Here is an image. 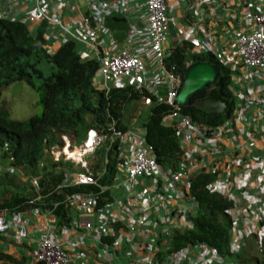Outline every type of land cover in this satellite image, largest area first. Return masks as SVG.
Instances as JSON below:
<instances>
[{
    "label": "built area",
    "instance_id": "built-area-1",
    "mask_svg": "<svg viewBox=\"0 0 264 264\" xmlns=\"http://www.w3.org/2000/svg\"><path fill=\"white\" fill-rule=\"evenodd\" d=\"M3 1L12 20L17 21L13 11L24 13L18 21L31 32L43 28L50 56L73 43L82 62H96L95 90L108 96L113 89L125 88L142 95L146 107L153 102L167 106L162 124L178 131L185 152L179 169L166 175L158 168L145 129L125 131L111 116L105 127L88 129L81 144L74 135H62L63 146L46 150L56 162L72 165L59 189L96 186L102 193L112 190L114 199L98 209L95 194L70 193L53 209L25 212L23 220L18 219V231L22 238L29 230L38 234L31 255L36 264H236L202 243L173 250L176 231L190 228L198 210L189 196L191 172L209 168L219 174L217 180L221 172L204 159H190L189 146L210 155L235 154L226 168L233 171L232 180L247 174L244 188L237 193L230 184L221 192L214 186L216 180L211 189L234 200L237 213L256 221L260 241L264 239V228H259L264 220V0H178L185 2L186 15L176 27L170 0ZM113 18L123 19L119 22L123 26L112 27L117 24ZM204 24L208 28L202 30ZM189 32L186 41L192 44V53L212 55L231 71L234 107L220 128L196 124L177 101L184 77L169 67L170 59ZM170 33L175 44L171 48L166 44ZM75 150L80 157L72 155ZM99 150L106 156L97 154ZM110 153L117 163L116 176L111 185H104L103 175H95L93 168L102 160L106 166ZM9 170L26 179L20 169ZM29 179L35 186L40 180ZM61 203L71 222L55 225L48 216ZM10 215L6 210L0 213V238L8 236ZM61 238L72 251L63 247ZM14 241L19 243L18 236ZM243 246V241L232 239L234 251Z\"/></svg>",
    "mask_w": 264,
    "mask_h": 264
},
{
    "label": "trees",
    "instance_id": "trees-1",
    "mask_svg": "<svg viewBox=\"0 0 264 264\" xmlns=\"http://www.w3.org/2000/svg\"><path fill=\"white\" fill-rule=\"evenodd\" d=\"M110 25L123 26L121 23ZM43 32V28H40L37 33H30L23 23L0 19V100L4 88L26 83L41 95L43 106L42 115L27 121L13 120L9 111L0 107V162L5 164L13 159L11 165L20 169L26 178L24 180L15 173L0 172V213L6 210L17 217L40 207L53 209L56 203L64 202L70 193L95 194L98 209L102 202L113 200L112 190L102 193L100 187L96 186L59 189L66 169L72 165L55 162L45 150L47 145L61 144V135H74L77 143L81 144L87 130L105 127L111 120L109 116L118 120L123 130H128L125 115L131 104L139 102L142 97L125 88L113 89L108 96L95 90L92 82L98 64L82 62L73 43H66L50 56L45 51ZM191 49L190 42L184 40L179 43L169 67L182 73L185 79L188 63L210 62L218 65L221 74L214 87L223 98L229 100L230 109L226 114L209 113L202 109L201 102L209 93L204 89L191 97L189 106L182 109L183 113L196 124L220 128L230 118L234 107L229 89L231 71L212 55H196ZM43 66H47L51 72L48 77L40 68ZM149 110L150 114L143 122L146 140L154 148L159 170L168 175L179 169L185 152L181 148L178 131L162 124L169 108L153 102ZM97 154L106 156L104 150H99ZM111 154L107 156L109 163L106 166L102 160L100 165L93 168L95 175H103L101 183L104 185H111L116 176L117 163ZM29 176L40 178L37 186ZM218 176L204 169L190 178L189 196L198 208L197 215L192 219L190 228L176 231L173 250L203 243L227 260L239 264H264V250L261 256H252L247 249L237 254L231 252L230 238L236 205L232 199L211 189ZM53 212L58 225L71 222L62 203ZM253 238H257V234H253ZM1 262L24 264L25 259L18 261L0 253Z\"/></svg>",
    "mask_w": 264,
    "mask_h": 264
},
{
    "label": "crops",
    "instance_id": "crops-1",
    "mask_svg": "<svg viewBox=\"0 0 264 264\" xmlns=\"http://www.w3.org/2000/svg\"><path fill=\"white\" fill-rule=\"evenodd\" d=\"M169 5L171 7L170 15H171V18L173 20L172 21L173 27H176L175 25L176 24L178 25V23H179L178 19L182 20L183 17L186 15L185 2L184 1L180 2L178 0H170ZM1 6H3V8H1V10H3V11L7 10L9 8V6L7 4L1 5ZM175 13H176V15H175ZM13 14L15 15V18L17 21L22 19L25 16L24 13H18V12L15 13L14 11H13ZM189 15L194 17V15H192V13H190V12H189ZM207 28H208V26H206L204 24L202 27V30L207 29ZM212 28H213V26H212ZM200 29H201V27H200ZM200 29H198L199 30V31H197L198 33L200 32ZM190 33L191 32L186 34V36L184 37V40H186L188 38V35ZM125 119H126V115H125ZM193 147L194 146H189V148H188V149L192 150V155H190V153H189V156H188L190 159H194V158H199V160L204 159V161L206 162L208 167L216 166L217 168L220 169V171H221L220 177L214 184L216 189L221 191V190L226 189L230 184H233L234 187L236 188L237 193H239V191H241L242 188H244V186L246 184L247 174L241 175L240 177L237 176V178L235 180H232V179H230V177H231V175H233V171L230 168H226L227 163L233 157H235L234 156L235 154L232 155L231 151H230V153H228V154L222 155V154L218 153L216 155H210L208 150H205V149H200V150L197 149L196 150V148L194 149ZM230 147H231L230 149L233 150V144L232 143L230 144ZM190 161L191 160H189V162ZM1 164H2V162H0V165ZM1 166H3V165H1ZM203 169L204 168L199 167L197 169H194L191 173H194L193 175H195L197 173H200ZM14 217L12 215H10V218H9V219H12L9 236L6 239H0V253L10 255L18 261H23V259H25L24 264H36L34 262V260L32 259L31 255L37 247L38 234L31 232V233H29V235L27 237L22 238V234H20L18 231V222H17L18 220ZM233 217H234L235 230L237 232L236 233L237 239L241 238L243 235L250 234V233L254 232L256 225H257L256 221H254L253 219L249 218L246 215H239L236 212V210L233 212ZM48 218L50 219V221H52L53 224L58 225L57 224L58 219L56 216H54L53 214H50L48 216ZM20 220H23V215L20 216ZM15 236H18V240H20L19 243L14 242ZM63 239H65V238L58 239V241L62 242L63 247H65L67 250L72 251L73 246L69 242L64 243ZM0 264H9V263L1 262Z\"/></svg>",
    "mask_w": 264,
    "mask_h": 264
},
{
    "label": "rangeland",
    "instance_id": "rangeland-1",
    "mask_svg": "<svg viewBox=\"0 0 264 264\" xmlns=\"http://www.w3.org/2000/svg\"><path fill=\"white\" fill-rule=\"evenodd\" d=\"M172 38L173 37L170 33L166 40V44L170 48L175 46ZM40 68L44 71L45 76L48 77L51 74L47 66ZM208 89H211V86ZM2 93L0 107L4 110H8L13 120L27 121L31 117L42 115L43 106L41 103V95L31 89L26 83L15 84L8 88H4ZM149 114V108L142 104L141 101L134 102L126 114L125 123L132 130H140L143 128V122L148 118ZM74 152L79 151L75 150ZM248 244L249 246L252 245V248L249 251L250 255L259 256L257 254L255 243L249 241Z\"/></svg>",
    "mask_w": 264,
    "mask_h": 264
},
{
    "label": "water",
    "instance_id": "water-1",
    "mask_svg": "<svg viewBox=\"0 0 264 264\" xmlns=\"http://www.w3.org/2000/svg\"><path fill=\"white\" fill-rule=\"evenodd\" d=\"M113 22H125L120 18H113ZM219 66L210 62H197L187 68L186 77L177 101L182 107L189 106L191 97L198 91L207 90L215 85L220 77ZM202 109L209 113L226 114L229 111V100L223 98L216 88L209 90L206 98L201 102Z\"/></svg>",
    "mask_w": 264,
    "mask_h": 264
},
{
    "label": "clouds",
    "instance_id": "clouds-1",
    "mask_svg": "<svg viewBox=\"0 0 264 264\" xmlns=\"http://www.w3.org/2000/svg\"><path fill=\"white\" fill-rule=\"evenodd\" d=\"M4 4H6V3H4V1L3 0H0V19H4V20H7V21H11V22H19V21H14V20H12V18H10L9 17V14H8V9L7 10H1V8H3V6H1V5H4ZM19 23H21V22H19ZM30 31V30H29ZM30 33H32L31 31H30ZM193 64V63H192ZM218 66V65H217ZM188 68V67H187ZM220 68V67H219ZM187 72V71H186ZM185 80V79H184ZM215 85H211V89L212 88H215L214 87ZM211 89H207V91L209 92V90H211ZM230 103V102H229ZM132 105V104H131ZM202 107V106H201ZM149 108V107H148ZM229 109H230V107H229ZM11 116V115H10ZM90 129V128H89ZM62 136V135H61ZM66 136H71V135H66ZM60 139H61V137H60ZM62 140V139H61ZM62 143H63V140H62ZM60 144V143H56V144H58L59 146L60 145H64V143L63 144ZM56 144H53V145H56ZM8 147V146H7ZM48 147H50V145H47V147H46V150H47V148ZM45 150V152H46V154L49 156V157H51L53 160H54V157L53 156H51L49 153H47V151ZM55 161V160H54ZM62 161V160H61ZM60 161V162H61ZM56 162V161H55ZM64 162V161H63ZM13 163V159H10V161L9 162H7V163H5V164H1V165H3V166H1L0 165V172H7V173H14V172H12V171H10L9 169L10 168H16V169H18L17 167H15V166H12L11 164ZM58 163V162H57ZM64 163H66V162H64ZM204 170V169H203ZM206 170V169H205ZM208 171V170H207ZM234 201V200H233ZM236 205V204H235ZM235 210H236V208H235ZM234 210V211H235ZM233 211V212H234ZM236 212H237V210H236ZM12 215V214H11ZM22 215H25V213H23ZM53 215H54V213H53ZM13 216V215H12ZM15 216V215H14ZM21 216V215H20ZM20 216H18V218H17V216H15L16 217V219L18 220L19 218H20ZM55 216V215H54ZM16 220V221H17ZM10 221V220H9ZM20 221V220H19ZM19 221H17V222H19ZM264 222V220L263 221H261L260 222V225H259V228L260 227H262V228H264V226L262 225V223ZM58 223V222H57ZM9 225H11V222H9ZM18 225H19V223H18ZM10 228H11V226H10ZM19 229V228H18ZM231 231H233V238H232V235H231V238H230V250H231V252L232 253H235V254H237V253H240L241 251H245L246 249L248 250V251H250V249L252 248V245H250L249 246V244H248V242L249 241H252V242H254L255 243V245H256V250H257V254L259 255V256H261L262 255V252H263V250H264V239L262 240V241H260V237H259V234H258V229H257V225H256V228H255V230H254V232L253 233H250V234H246V235H243L241 238H239V239H237L236 238V230H235V224H234V217H233V228H232V230ZM9 232H10V229H9V231H8V236H9ZM29 233H31V232H33L32 230H29L28 231ZM253 234H257V238H253ZM7 236V237H8ZM6 237V238H7ZM16 237V236H15ZM25 237H27V235L25 236ZM6 238H4V239H6ZM0 239H3V238H0ZM232 239H234L236 242H241V241H243L244 242V246H243V248L241 249V250H239V251H234L233 249H232V247H231V241H232ZM15 242V241H14ZM15 243H17V242H15ZM203 244V243H202ZM254 246V245H253ZM210 247V246H209ZM212 248V247H211ZM215 250V249H214ZM250 254V253H249ZM220 255V254H219ZM222 257V256H221ZM227 263H236V264H239L238 262H236V261H232V260H227L226 258H224V257H222ZM252 264H254V263H252Z\"/></svg>",
    "mask_w": 264,
    "mask_h": 264
},
{
    "label": "bare ground",
    "instance_id": "bare-ground-1",
    "mask_svg": "<svg viewBox=\"0 0 264 264\" xmlns=\"http://www.w3.org/2000/svg\"><path fill=\"white\" fill-rule=\"evenodd\" d=\"M67 153H69V151H67ZM72 155L75 156V157H80L79 152H73Z\"/></svg>",
    "mask_w": 264,
    "mask_h": 264
}]
</instances>
